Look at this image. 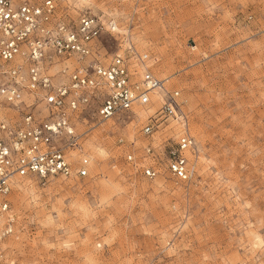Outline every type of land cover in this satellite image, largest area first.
Segmentation results:
<instances>
[{
  "label": "rangeland",
  "instance_id": "1",
  "mask_svg": "<svg viewBox=\"0 0 264 264\" xmlns=\"http://www.w3.org/2000/svg\"><path fill=\"white\" fill-rule=\"evenodd\" d=\"M57 2L72 18L89 10L112 20L99 55L129 56L141 74L137 58L147 54L166 78L162 97L179 91V118L147 136L160 100L144 116L140 107L107 120L95 107L82 113V148L69 155L88 158V174L13 184L14 230L0 264H264V0ZM22 93L7 116L43 118L37 94ZM183 118L199 147L190 180L165 166L150 178L127 161L176 137Z\"/></svg>",
  "mask_w": 264,
  "mask_h": 264
},
{
  "label": "built area",
  "instance_id": "2",
  "mask_svg": "<svg viewBox=\"0 0 264 264\" xmlns=\"http://www.w3.org/2000/svg\"><path fill=\"white\" fill-rule=\"evenodd\" d=\"M115 30L112 20L105 23L89 10L77 18L64 14L57 0H0V258L1 244L14 230L10 195L17 180L88 174L89 159L74 161L69 155L82 148L85 133L76 130L79 116L91 107L104 120L120 113L137 115L136 107L153 104L152 90L165 89V79L147 65V54L137 58L142 74L129 56L106 61L99 55L102 33ZM23 91L37 94L45 104L43 118L32 111L18 121L7 116L5 108L22 103ZM178 95L164 94L146 116L145 135L167 126L170 116H179ZM181 126L176 137L156 146L149 142L140 158L128 152L127 161L150 178L165 166L174 177L190 180L199 147L186 118Z\"/></svg>",
  "mask_w": 264,
  "mask_h": 264
},
{
  "label": "bare ground",
  "instance_id": "3",
  "mask_svg": "<svg viewBox=\"0 0 264 264\" xmlns=\"http://www.w3.org/2000/svg\"><path fill=\"white\" fill-rule=\"evenodd\" d=\"M142 74V73H141ZM166 79V78H165ZM165 90H166V88L164 89V88H157V89H154V90H152V92H151V94H152V103H155V102H157L158 100H160L161 99V97H162V94L165 92ZM154 109V108H153ZM153 109H150L149 111H152ZM136 110H138V113H140V115L141 116H144L145 115V113H147V112H149L148 111V109L147 108H145V107H140V108H138V109H136ZM22 180H25L24 178H21V180H18V181H16V183H14V187H19L20 188V183H21V181ZM23 186V185H22ZM13 233V232H12ZM11 235V234H10ZM3 244V243H2ZM1 244V245H2Z\"/></svg>",
  "mask_w": 264,
  "mask_h": 264
}]
</instances>
